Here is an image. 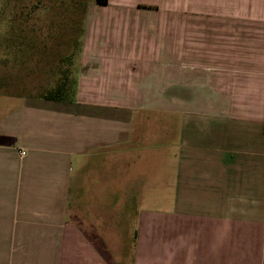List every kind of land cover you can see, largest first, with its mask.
Returning a JSON list of instances; mask_svg holds the SVG:
<instances>
[{
	"label": "crops",
	"instance_id": "1",
	"mask_svg": "<svg viewBox=\"0 0 264 264\" xmlns=\"http://www.w3.org/2000/svg\"><path fill=\"white\" fill-rule=\"evenodd\" d=\"M91 4L77 101L0 117V264H264V0ZM124 147L163 151L171 209L124 207L153 189Z\"/></svg>",
	"mask_w": 264,
	"mask_h": 264
},
{
	"label": "rangeland",
	"instance_id": "2",
	"mask_svg": "<svg viewBox=\"0 0 264 264\" xmlns=\"http://www.w3.org/2000/svg\"><path fill=\"white\" fill-rule=\"evenodd\" d=\"M42 1L0 0V117L10 109L13 101L24 97H39L55 87L65 70L71 71V81L78 80L88 5L95 0ZM116 8V2H113L111 7L104 8L103 13L105 16H115ZM128 9L130 7L121 8L122 11ZM174 10L177 9L165 2L154 17L169 18V28L173 27L177 31L176 15L167 14H174ZM69 56H74L72 64L66 60ZM137 106L155 109L162 107L153 104ZM158 117L161 118L157 116L155 120H137L134 134L148 133L153 135L150 137L152 143H160L162 119ZM145 151L134 156L130 148L124 147V156L120 160L124 182L133 177V172L140 174L145 178L144 181L153 184L152 194H149L151 197L133 201L128 198L129 189L124 188L123 196L128 199H123V205L128 210L137 206L161 213L172 207V199L162 196L159 179L164 165L163 151Z\"/></svg>",
	"mask_w": 264,
	"mask_h": 264
},
{
	"label": "trees",
	"instance_id": "3",
	"mask_svg": "<svg viewBox=\"0 0 264 264\" xmlns=\"http://www.w3.org/2000/svg\"><path fill=\"white\" fill-rule=\"evenodd\" d=\"M95 2L98 6L102 7L108 6L109 4V0H95ZM73 58L74 56H69L66 60L72 64ZM71 80H73L71 71H63L62 78L58 84L55 87L48 89L44 94L37 98L51 102L75 103L77 101V81Z\"/></svg>",
	"mask_w": 264,
	"mask_h": 264
},
{
	"label": "built area",
	"instance_id": "4",
	"mask_svg": "<svg viewBox=\"0 0 264 264\" xmlns=\"http://www.w3.org/2000/svg\"><path fill=\"white\" fill-rule=\"evenodd\" d=\"M25 155V153H22V156Z\"/></svg>",
	"mask_w": 264,
	"mask_h": 264
}]
</instances>
